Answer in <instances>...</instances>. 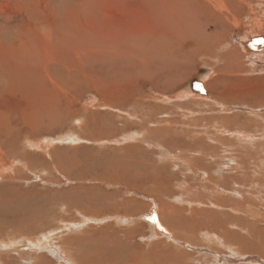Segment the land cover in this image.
<instances>
[{
    "label": "rangeland",
    "instance_id": "1",
    "mask_svg": "<svg viewBox=\"0 0 264 264\" xmlns=\"http://www.w3.org/2000/svg\"><path fill=\"white\" fill-rule=\"evenodd\" d=\"M159 1L0 0V264L115 245L150 263L178 264L159 248L180 246L184 264H264V0H185L221 39L119 96L134 48L110 51L170 35ZM166 203L193 249L155 222Z\"/></svg>",
    "mask_w": 264,
    "mask_h": 264
},
{
    "label": "bare ground",
    "instance_id": "2",
    "mask_svg": "<svg viewBox=\"0 0 264 264\" xmlns=\"http://www.w3.org/2000/svg\"><path fill=\"white\" fill-rule=\"evenodd\" d=\"M159 5H160V7L162 6L161 7L162 9H160V7H158V8L162 11L161 13H163L162 14L163 20L169 22L170 23L169 25L171 27H173V29H171V31H170V35H168L169 33L168 34L165 33L166 35L164 34L165 35V40H164L163 37L157 36V37H155L152 40L147 41V42H144L145 41L144 40L142 43L128 41L127 43H124L125 45L122 44V45L116 47V49L110 51L109 58L111 56L112 59H115L118 56H122L123 53H125L127 51L130 52L131 49L134 48V51L132 53L130 52V55H127V57L129 58L128 60L132 59L133 61H127V62L123 63V67H125L126 64H129V63H130V66H131V63H132V68L131 67H129V68L127 67L130 71H127V70L126 71L125 70L122 71V74L119 77V81H118V82H120L119 84H121V82H123V84L126 83L125 85H128V86H126V89L122 88L123 92L119 93V96H121L125 92H127V94L130 93L131 91L129 90V85L132 83V86L134 88L132 91H134L135 96H138V98H139V96L143 97L144 95L140 94L142 91L138 88L139 85L135 84L136 82L139 81V82H144L145 83L146 81H149L151 83V86L152 85L153 86H157V84L159 85V83L161 81L167 79L170 74H175L176 70L178 68H181V66H182L181 61L183 59H186L185 57L188 58V56L192 55V57L194 58L196 55H199V54H202V53L206 54L210 50L212 42L219 41L221 39V37L223 36L221 30H218V32L215 35H213V36H209L208 34H206L205 30L203 29L205 26L200 25L198 23V21H197V16L195 15V13L198 11V4H196L194 2L185 1V0H162V1H159ZM158 8H157V10H158ZM150 15H152V14H150ZM152 24H151V26H152ZM172 24L174 26H172ZM210 26H212V25H210ZM154 27L155 26H153V28ZM212 28L214 30H216L215 26H212ZM137 40H139V39L137 38ZM260 40H262V39H260ZM123 45L125 47L124 49L122 48ZM146 47L149 48V54L147 55V57L145 59H141L136 54V51L138 49H143V48H146ZM233 52L236 53L237 55H239L240 57H242L239 50L233 51ZM237 55H235V57ZM192 57H189L188 59L191 58L190 60L192 61L193 60ZM200 58H202V57H200ZM200 58H199V61H200ZM184 61L187 62V60H184ZM188 62H187V65H188ZM189 65H190V63H189ZM112 67H115V66H112ZM126 72H128V73H126ZM142 88H144V87H142ZM153 88H156V87H152V89ZM119 90H121V87H120ZM114 93H115V91H114ZM135 102H137V101H135ZM144 103H146V102H144ZM21 130H22V128H21ZM75 140L73 139V141H75ZM241 163L244 164V162H241ZM262 178H264L263 175L258 177L255 181L257 183H260ZM165 188H167V187H165ZM159 191H163V190L161 189ZM160 207H161V209L159 211V216L155 215V222L157 221L158 225H160V227L162 226L164 231L168 230L167 232L170 234V236H171L173 241H176L178 239L180 245H186L187 247H192V249H193L194 246L191 245L190 242H188L189 240L188 239H187V241L184 240V239H186V238H184L185 236H183L179 232H173V231L176 230L177 223H178V219H176V218L180 214L179 212H177L178 209L176 207H173L172 205H170L168 203H166L164 205H160ZM224 208H226V207H224ZM183 214H185V213H183ZM150 215H151L150 216L151 218L154 217V216H152L151 213H150ZM248 215H251V214H248ZM167 218H172L173 220H171V219L168 220ZM217 224H219V223H217ZM221 224H223V222ZM169 225H170V229L171 230L166 229ZM221 226L226 228L227 224L225 226H223V225H221ZM226 229H228V228H226ZM246 229L248 230L249 228H246ZM223 230H225V229H223ZM217 231L219 233V230H217ZM86 232H87V235H88V231H86ZM168 233H167V235H169ZM218 233H216V234H218ZM221 233L223 235L224 231H221ZM226 234H227V232H226ZM209 236L211 237V235H209ZM87 237H89V236H87ZM215 238H216V236H215ZM221 238H223V236ZM226 239L227 238H225L224 240L226 241ZM75 240L77 241V243L78 242L81 243L82 238L81 237H76ZM85 241H87V239ZM227 241H229V240H227ZM161 243H162V241H161ZM81 244H83V243H81ZM132 244L134 245V243H132ZM132 244H131V246H132ZM142 245L145 247V249L147 248L145 246V245H147V243L145 245L144 244H142ZM164 245H165V243H164ZM137 246H138V244H137ZM156 246H158V245H156ZM222 246H224V248H227L226 244H223ZM231 246H235V245H231L230 244L229 248H231ZM170 247L166 246L163 249H160L159 247L158 248H159V251L162 250V252L165 253V254L164 253H161V254L162 255H166L167 258H168V256L169 257L172 256V260H173L172 263H176L178 261L179 262L178 264H184L183 262L186 261L185 260L186 256H189V254L187 252H185V249L184 248L181 249V248H179L180 247L179 246L177 249L174 250V249H171L172 247L171 248ZM199 247H201V246H199ZM57 248L60 249V247H57ZM229 248H227V249H229ZM243 248H245V247H243ZM75 249L76 250L73 252L72 250H70L68 248L65 249V248L61 247V250L67 252L69 257H73L74 258V259H72V264H159L156 261H155V263L154 262L150 263L149 261L147 262V260L143 261L142 258L144 256L147 257V254L149 253L148 251L151 252V250H150L151 248L148 249V251H147L148 253H146V251H144V249H140V248H137V247L133 248V246L132 247L122 246V245H115V246H110V247L105 246V247H101V248L100 247H92V248L78 247V248H75ZM156 250H157V248H156ZM245 250L247 251V249H245ZM245 250H244V252H245ZM248 250H250V249H248ZM233 251H231V252H233ZM236 251H238V250H236ZM46 252L49 253V255L53 254L54 256L61 257V254L58 253L55 245L47 246ZM210 252L212 253V255L215 254V255L220 256V257L226 256V255H224V252H222V250L219 251V250L213 248L212 251L210 250ZM161 254H159V255H161ZM250 255H251V253H250ZM154 256H155V254H154ZM154 256H153V258H154ZM243 256H245V255L239 253V255H237L236 257H231V258L224 257V260L228 259L232 263H237V262L242 263V262H247V260L250 259L248 256L247 257H243ZM256 256L254 258H256ZM46 257H47V255L40 256V258L35 260V264H52L48 260L49 257L47 259H46ZM162 257H164V256H162ZM145 259L146 258H144V260ZM2 260H1V262H3ZM255 263H257V262H255Z\"/></svg>",
    "mask_w": 264,
    "mask_h": 264
}]
</instances>
